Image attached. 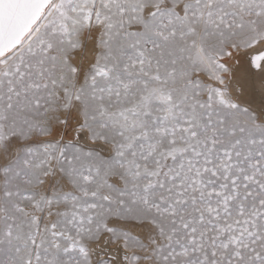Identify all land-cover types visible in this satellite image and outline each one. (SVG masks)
<instances>
[{
	"label": "rangeland",
	"instance_id": "obj_1",
	"mask_svg": "<svg viewBox=\"0 0 264 264\" xmlns=\"http://www.w3.org/2000/svg\"><path fill=\"white\" fill-rule=\"evenodd\" d=\"M46 13L0 59V264H264V109L226 63L264 0Z\"/></svg>",
	"mask_w": 264,
	"mask_h": 264
},
{
	"label": "bare ground",
	"instance_id": "obj_2",
	"mask_svg": "<svg viewBox=\"0 0 264 264\" xmlns=\"http://www.w3.org/2000/svg\"><path fill=\"white\" fill-rule=\"evenodd\" d=\"M46 16H48L47 13L43 15L42 20L38 22L39 24L34 27L18 49L22 45H24L23 48L26 47L36 37ZM226 63L232 66L233 72H236L228 77L234 97L249 106L264 109V46L246 50L243 53L239 52V55L234 56L231 61L227 60Z\"/></svg>",
	"mask_w": 264,
	"mask_h": 264
},
{
	"label": "water",
	"instance_id": "obj_3",
	"mask_svg": "<svg viewBox=\"0 0 264 264\" xmlns=\"http://www.w3.org/2000/svg\"><path fill=\"white\" fill-rule=\"evenodd\" d=\"M54 0H0V59L18 48Z\"/></svg>",
	"mask_w": 264,
	"mask_h": 264
}]
</instances>
